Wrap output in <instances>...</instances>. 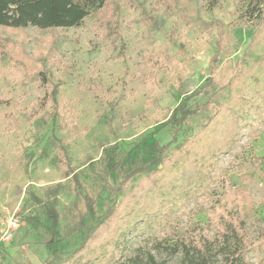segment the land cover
Instances as JSON below:
<instances>
[{"label":"rangeland","instance_id":"rangeland-1","mask_svg":"<svg viewBox=\"0 0 264 264\" xmlns=\"http://www.w3.org/2000/svg\"><path fill=\"white\" fill-rule=\"evenodd\" d=\"M114 1L111 23L99 24L90 15L77 27L54 32L29 26L0 44V264L25 259L44 264L51 251L65 254L77 245L84 230L70 232L63 214L77 192L50 195L46 207L57 208L56 221L44 214L45 201L36 203L30 195L44 199L55 185L79 173L98 194L95 211L83 220L92 222L105 200L101 164L143 135L151 133L160 143L170 140L166 120L184 98L189 107L202 103L197 89L208 75L219 23L228 27L237 21L241 7L240 0H217L213 7L207 0ZM234 34L239 45L231 53L233 61L245 50L250 32L237 27ZM49 40L56 41L46 63L49 80L58 83L56 104L44 98V84L20 60L47 48ZM259 55H264V39L253 51ZM255 72L260 82L249 76L244 82L235 142L201 161L198 182L175 185L159 201L153 219L125 232L118 242L121 256L111 264H146L149 255L163 264H196V232L208 239L211 264H230L225 255L235 239L232 220L241 219L249 243L264 236V160L254 164L264 157V96L257 92L264 64ZM49 111H55L54 122L42 124ZM195 111L185 118L190 133L213 113ZM239 186L252 213L238 210L234 189ZM223 227L229 229L226 236L220 233ZM231 264H264V243L249 246Z\"/></svg>","mask_w":264,"mask_h":264},{"label":"trees","instance_id":"trees-1","mask_svg":"<svg viewBox=\"0 0 264 264\" xmlns=\"http://www.w3.org/2000/svg\"><path fill=\"white\" fill-rule=\"evenodd\" d=\"M177 1V0H174ZM188 3L191 0H179ZM213 7L217 0H207ZM241 7L237 21L226 27L220 24L215 48L208 67V75L197 93L203 98L202 103L189 107L187 98L177 105L171 117L166 120L170 140L160 143L153 134L143 135L130 149L117 148L116 156L107 157L98 171L102 182L105 200L94 220L86 225L84 218L89 211H95L98 194L92 186H85L79 173H74L63 183L55 185L44 199L32 196L33 201L42 203L44 214L53 221L58 218L55 206L46 207L50 195L62 190L76 191L77 199L65 207L63 214L69 220L71 231L83 229L77 245L65 254L51 251L44 264H86L98 261L99 264H111L121 256L118 242L127 231L143 220L153 219L159 207V201L168 197L170 190L198 182V173L202 169L201 161L228 149L239 134V106L245 101L243 96L245 79L252 77L260 82L255 69L264 64V55L253 56L258 42L264 39V0H240ZM94 15L99 24L111 23L116 17L114 0H0V44L13 33L26 27H34L40 33L54 32L79 26L83 20ZM243 27L250 32L249 42L235 61L231 53L237 49L239 41L234 34L235 28ZM228 28V29H227ZM55 40V39H54ZM49 40L47 48L36 49L31 55L20 59L31 75L44 84V98L56 104L58 83L49 80L46 63L49 60L56 41ZM228 60L223 63V59ZM221 68L220 76L217 70ZM219 75V74H218ZM257 90V89H256ZM264 96V82L257 90ZM213 109L208 120L194 133L186 130L187 116L196 109ZM55 111H49L41 117V123H53ZM150 137V139H148ZM116 149V147H115ZM142 149V150H141ZM264 157L255 159L254 164ZM249 175L244 176L246 181ZM113 178V182L110 181ZM92 189V190H91ZM100 190V188H99ZM96 191V190H95ZM238 210L243 214L252 213L245 191L235 187ZM43 200V201H42ZM233 243L228 247L226 260L231 264L242 257L249 246L264 243L260 236L255 243H249L243 232L241 219L230 221ZM227 227L221 228V235L226 236ZM196 264H211L208 254V239L200 232L193 237ZM23 264H31L25 259ZM146 264H163L151 255Z\"/></svg>","mask_w":264,"mask_h":264},{"label":"built area","instance_id":"built-area-1","mask_svg":"<svg viewBox=\"0 0 264 264\" xmlns=\"http://www.w3.org/2000/svg\"><path fill=\"white\" fill-rule=\"evenodd\" d=\"M12 225L15 227V226H17V224L15 223V222H12Z\"/></svg>","mask_w":264,"mask_h":264}]
</instances>
